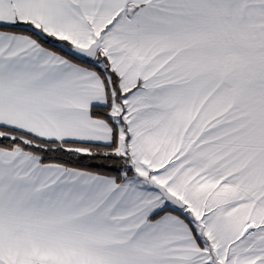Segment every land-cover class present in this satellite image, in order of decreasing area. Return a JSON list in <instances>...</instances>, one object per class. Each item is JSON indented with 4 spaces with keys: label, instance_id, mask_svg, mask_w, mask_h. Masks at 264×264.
Returning <instances> with one entry per match:
<instances>
[{
    "label": "snow or ice",
    "instance_id": "snow-or-ice-1",
    "mask_svg": "<svg viewBox=\"0 0 264 264\" xmlns=\"http://www.w3.org/2000/svg\"><path fill=\"white\" fill-rule=\"evenodd\" d=\"M0 264H264V0H0Z\"/></svg>",
    "mask_w": 264,
    "mask_h": 264
}]
</instances>
